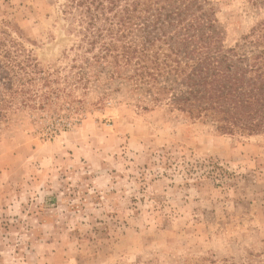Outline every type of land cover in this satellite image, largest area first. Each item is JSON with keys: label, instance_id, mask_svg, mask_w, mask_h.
<instances>
[{"label": "rangeland", "instance_id": "obj_1", "mask_svg": "<svg viewBox=\"0 0 264 264\" xmlns=\"http://www.w3.org/2000/svg\"><path fill=\"white\" fill-rule=\"evenodd\" d=\"M208 1L227 48L264 21L256 0ZM63 4L0 0V40L38 64L0 118V264H264V133L142 98Z\"/></svg>", "mask_w": 264, "mask_h": 264}, {"label": "trees", "instance_id": "obj_2", "mask_svg": "<svg viewBox=\"0 0 264 264\" xmlns=\"http://www.w3.org/2000/svg\"><path fill=\"white\" fill-rule=\"evenodd\" d=\"M63 1L88 51L98 52L94 62L111 77L123 74L142 98L223 134L264 133V21L227 48L208 0ZM9 43L0 40V118L25 94L15 89L22 72L38 68L30 56L20 60L19 43Z\"/></svg>", "mask_w": 264, "mask_h": 264}]
</instances>
